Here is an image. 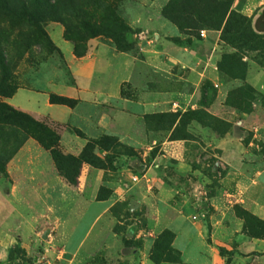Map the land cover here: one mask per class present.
<instances>
[{"label": "crops", "instance_id": "crops-1", "mask_svg": "<svg viewBox=\"0 0 264 264\" xmlns=\"http://www.w3.org/2000/svg\"><path fill=\"white\" fill-rule=\"evenodd\" d=\"M138 1L145 11L128 20L140 33L134 37L136 53L96 37L77 56L71 42L58 38L72 81L47 89L20 87L8 98L16 109L54 126L66 155L78 157L89 141L107 136L120 145L97 144L94 152L104 165L84 162L74 184L49 149L27 140L8 164L10 180L0 177V260L14 242L30 247L29 236L49 232L67 235L56 240L63 239L59 252L48 247L49 261L68 264L83 243L78 235L91 233L105 218L111 223L112 207L127 201L143 211L148 229L175 233L173 246L183 262L160 264H264V238L249 236L234 209L240 205L264 219V104L256 100L243 113L226 102L245 82L264 94V66L246 55L245 79H224L218 62L223 50L233 49L220 39V30L187 40L190 35L159 12L163 0ZM234 8L264 34V0H235ZM208 81L216 85L211 98L203 89ZM51 94L75 101L52 102ZM187 109L211 115L187 123L190 137H172L179 118L168 129L153 124L156 114ZM220 120L230 124L224 133L216 128ZM216 165L225 172L205 199L206 218L193 220L196 193L189 189L212 185L215 176L205 168ZM101 189L107 196H99ZM152 241L147 237L140 248V264H157L150 259Z\"/></svg>", "mask_w": 264, "mask_h": 264}, {"label": "rangeland", "instance_id": "rangeland-1", "mask_svg": "<svg viewBox=\"0 0 264 264\" xmlns=\"http://www.w3.org/2000/svg\"><path fill=\"white\" fill-rule=\"evenodd\" d=\"M4 1H6V5L2 4V2L5 3ZM24 1L29 0H0V104H3V102L9 104L7 102L8 98L11 97L20 87L47 89L62 81H72L73 77L71 68L63 50L58 45V38H63L71 42L74 45V51L75 39H81L82 45L87 44L88 46V42L96 37L109 41L117 48L115 42L109 38L108 34L102 33L92 35L88 31L80 28L82 22L87 19L94 25L110 24L108 13L102 6L101 2L98 3L99 0H60L58 15L67 21L69 25H66L60 20L49 18L47 10L45 11L46 14L38 21L20 16V14L18 15V10L15 9V6L21 9V3H26ZM106 1H114V7L116 8L115 10L117 14L131 27L132 30L125 33V37L133 46V49L128 51L136 53V41L134 37L139 36L140 33L139 29L131 26L128 20L129 15L134 12L145 11L142 3L138 0ZM234 1L235 0H163L162 4L159 6V12H161L164 17L168 18L163 11L164 8L172 6L173 3L175 6L173 15L180 17L185 23H192L193 27L185 29L180 28L182 32L190 35V37H187V40L192 41V39L203 38L207 35L208 30L221 31L220 39L225 45L232 47L233 49L223 50L222 56L218 62V68L226 80L232 78L227 71L235 69V65L226 62V58L224 57L226 54H235L238 59V61L237 59L236 61L242 63V65H239L245 69L247 68L246 64L248 63L245 57L246 55L251 56L253 59H257L260 63L264 62L260 56L263 52L259 53L256 50H250L248 49L250 46L242 47L240 50L234 48L222 39L221 34L223 28L214 29L213 26L210 25L213 24V18H219L221 13L225 10H228V15H231L233 12H236L235 14H232L233 16L238 14L239 12L234 8ZM2 7L7 8L8 11H4ZM41 9H43L42 6L38 7V10L41 11ZM235 18L236 17H234V19ZM236 23L233 22L232 28L229 31L231 39L234 38V27L236 26ZM203 30H205V35H202ZM68 33L69 35L71 34L74 39L70 38V36L67 35ZM174 39H178L179 42L186 40H182L180 37H175L173 40ZM219 65H224V68L220 69ZM215 87L216 85L209 81L204 84L203 89L209 95L208 97L211 98L214 94ZM235 89L230 91L229 94L236 91ZM254 89L255 98L258 100L257 102L264 104V94L256 88ZM206 102L209 103L210 101ZM226 102L228 103V101ZM4 109L9 110L6 109V107ZM207 114L209 113L204 109H187L184 113H159L153 116H158L153 119V124L161 125V127L168 129L174 120L179 118L180 123L176 132L178 136H185L189 134H186L185 132L187 123L194 117L206 120L210 118V114L209 116ZM33 118L37 120L35 117ZM219 122L216 124L219 125L220 128L227 127V122L224 124H220ZM45 123L57 131V129L54 126H51V124L47 122ZM28 127L33 128V125L29 124ZM22 128V126L14 127L0 124L1 181L8 182V180H10L8 164L13 160L14 156L25 142L30 139L38 141L33 135H30L25 128L24 130ZM188 137H190V134ZM39 144H41V142H39ZM118 145H120L118 142L114 144V146ZM203 153L199 154L200 157L203 156ZM213 165L215 166V163H213ZM208 168H205V172L215 176L212 185L198 187L197 189H194L193 186L190 185L192 188L190 187L189 191L192 190L193 193H196L194 194V197H196L194 202L198 209L197 213L192 216L193 220H196L194 218L195 216H197V218H206V210L209 206L205 199L213 190L212 187H214L217 178L222 176L225 172V170L218 165H216L214 169ZM77 172V169L76 171L74 170L72 175L75 176ZM139 181L140 178L138 181L134 182ZM188 187L189 186H185L187 191ZM101 190L99 196H107V190ZM234 209L236 214L243 219L241 211L245 208L240 205H235ZM111 214L112 217L109 218V220L111 219V223H107L108 219L105 218L101 223L96 225L91 233L78 235L83 238V243L81 244L74 261L69 262L68 264H140L141 259L138 254L140 253V248L143 247L147 237L153 238L150 251L151 260V253L155 250L157 253L159 251H166L165 254H167V257L170 259L179 257L177 261L174 260L170 262H183L180 252L173 246L174 239L171 242L170 234H166L167 231L171 230L164 229L159 233H154L152 229H148L147 220L141 209L132 210L127 201H122L116 203L112 207ZM65 236L67 235H57L49 232L45 234H35L34 236H29V238H32V243H28L30 244V247L25 246L22 241L18 239L19 241L14 242L10 247L7 258L0 260V264H51L52 261H49V253L51 251L48 247L54 248L55 251H53L55 253L57 251L59 252V248L61 249V244H63V239H60L61 243H57L56 240L61 237L64 238ZM169 244L172 247L171 250L165 249ZM161 256L164 257V255Z\"/></svg>", "mask_w": 264, "mask_h": 264}, {"label": "trees", "instance_id": "trees-1", "mask_svg": "<svg viewBox=\"0 0 264 264\" xmlns=\"http://www.w3.org/2000/svg\"><path fill=\"white\" fill-rule=\"evenodd\" d=\"M98 1V0H97ZM2 2L3 5H6ZM26 3H21V9H19L17 6H15V9L18 10L17 14L23 17H28L31 20L38 21L40 20L43 15L47 14L49 18H54L57 20H60L64 22L66 25H69L67 21H65L62 17H60L59 14V5L60 0H29L24 1ZM102 4V6L105 8V10L108 13V17L110 18V24H99L94 25L89 22V20H85L82 22L81 29L88 31L92 35H98V34H108L109 38H111L116 46L117 49L120 51H128L133 49V46L127 41L125 37V33L130 32L132 29L129 25H127L117 14L116 8L114 7V1H106V0H99L98 3ZM42 6L43 9L38 10V7ZM4 11H8L7 8L2 7ZM38 10V12H37ZM175 10V6L172 3V6L164 8V14L174 23L178 25L179 28L185 29L188 27H193L191 22L185 23L183 22V19L181 20L180 17L173 15V12ZM236 12H233L232 14H235ZM228 15V10H225L219 18L217 17H209L213 18V24H210L213 26L214 29H222V39L233 46L234 48H237L238 50L242 49V47H248L250 50H256L259 53L263 52L264 54V34L257 33L253 27H252V18L249 16H245L243 13H238L236 15ZM228 16V17H227ZM234 17H236L234 19ZM233 22L236 23L234 26V38H230L229 31L232 28ZM68 30V29H67ZM82 32V31H80ZM70 36V38L74 39L72 35L69 33L67 34ZM174 41H178V39H174ZM75 54L77 56H83L86 54L88 46L87 44L82 45L81 39H75ZM260 55L262 59L264 60V55ZM226 58V62L231 63L235 65V69H232V71L226 69L228 74L231 75L232 78H240L245 79L246 71L248 68H242L239 64L242 65V63H238L237 56L235 54H226L224 55ZM237 59V61H236ZM258 63H260L257 59L254 58ZM264 66V62L260 63ZM237 66V67H236ZM220 69L224 68V65H219ZM233 93L228 95L227 101L230 105L234 106L237 110L243 113H249L253 110V103L256 100L255 98V89L252 87L249 83L245 82L243 85L235 89ZM51 101L52 102H58V103H66V104H73L74 99L59 96L56 94H51ZM251 101V102H248ZM9 110H5L4 108ZM195 113V112H194ZM209 116V114H207ZM211 117V115H210ZM155 118V117H154ZM219 122V121H218ZM180 123V122H179ZM221 123H225L224 121H220ZM218 123V124H219ZM0 124L2 125H10L14 127L22 126L23 130L24 128L27 130V132L30 135H33L41 144L50 150L54 160L57 163V166L59 170L70 179L71 182L74 184L77 183L78 180V174L80 171V167L84 162H89L96 166H102L104 165L103 161L100 159V157L94 152V148L97 144L104 145V144H112L114 145L117 141L115 137L107 136L103 139L96 140V141H89L86 147L84 148L81 155L78 157L66 155L63 153L59 146V140L60 136L57 131L52 129L49 125H47L45 122L35 120L30 114L17 110L13 106L4 103L0 104ZM29 124L33 125V128L28 127ZM179 126V125H178ZM177 126V128H178ZM230 127V124L227 123L226 128H220L219 125L216 124V128L220 133L226 132ZM21 128V127H20ZM176 128V129H177ZM176 129L174 130L172 137H179L177 135ZM188 136V135H185ZM114 143V144H113ZM76 169L78 170L77 174L75 176L72 175L73 171ZM2 170V169H1ZM241 216L244 219V231L251 237H258V238H264V219L259 218L255 214L251 213L250 211L243 209L241 211ZM166 234H170L171 236V242L175 237V234L171 231H167ZM170 242V244H171ZM168 245L167 250H171V245ZM166 252V251H165ZM165 252L159 251L158 253L153 250L151 253V258L156 263H161L163 261H174L178 260L179 257L170 259L167 257V254ZM161 255H164L161 256Z\"/></svg>", "mask_w": 264, "mask_h": 264}, {"label": "built area", "instance_id": "built-area-1", "mask_svg": "<svg viewBox=\"0 0 264 264\" xmlns=\"http://www.w3.org/2000/svg\"><path fill=\"white\" fill-rule=\"evenodd\" d=\"M202 35H205V30L202 31ZM133 180L134 181H138L139 177L138 176H133ZM195 219L197 218V216L194 217Z\"/></svg>", "mask_w": 264, "mask_h": 264}]
</instances>
